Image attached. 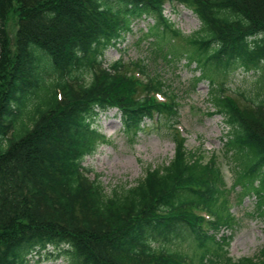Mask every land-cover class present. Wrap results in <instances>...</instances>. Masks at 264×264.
Returning a JSON list of instances; mask_svg holds the SVG:
<instances>
[{"label":"trees","instance_id":"obj_1","mask_svg":"<svg viewBox=\"0 0 264 264\" xmlns=\"http://www.w3.org/2000/svg\"><path fill=\"white\" fill-rule=\"evenodd\" d=\"M167 3L189 10L198 29H176ZM140 20L152 22L155 67L157 58H177L167 50L177 37L202 78L208 65L257 75L255 91L235 98L209 79L207 114L226 128L222 154L238 201L254 198L252 214L264 224V0H0V264H28L48 248L66 264H264V249L229 255L230 190L215 154L203 161L201 149L186 150L170 87L143 60L104 66V51ZM114 109L134 136L146 120L163 125L174 155L107 192L83 161L107 143L92 123ZM181 235L194 244L193 257L171 248Z\"/></svg>","mask_w":264,"mask_h":264},{"label":"rangeland","instance_id":"obj_2","mask_svg":"<svg viewBox=\"0 0 264 264\" xmlns=\"http://www.w3.org/2000/svg\"><path fill=\"white\" fill-rule=\"evenodd\" d=\"M174 10L168 3L165 5L164 13L171 19L176 29L185 35L198 29L199 22L189 10L182 6ZM149 23H152L151 20L131 22L129 25L131 31L125 34L118 44L104 51V66L120 58L125 62L143 60L152 70L151 74L157 75L170 87L173 91L170 96L175 95L177 98L179 122L177 130L186 139V150L201 149L203 161H207L211 154H215L226 188L230 190L229 212L236 217V225L233 228L229 255L236 260L254 257L264 249L263 219L252 214L254 198L238 201L237 192H240V188L238 186L234 188L236 185L232 164L222 154L226 128L220 116H210L207 112H213L209 100L212 90L209 79L216 87L222 85L226 95L235 98L237 97L235 93L238 91L246 93L255 91L257 75L233 65L226 68L208 65L211 69L209 68L206 77L202 78L196 62L187 60L188 46L177 37L171 39L167 49L170 50L169 52L174 51L177 58L172 62L157 58L155 67L152 65L154 55L151 53L153 47L151 41L154 39L151 37V32L146 34ZM8 26L9 32L13 33L15 27L10 22ZM169 38V35L165 39L161 38L164 41L158 40L159 44L155 43V45L163 46ZM156 69L157 71L153 72ZM134 76L141 81L140 76L137 74ZM153 97L159 103L165 102L160 94H154ZM152 122L150 124L146 120L144 130L134 136L132 132L124 131L121 114L115 109L100 113L92 123V127L106 138L107 143L101 145L92 156L84 159L83 166L91 171L88 173L89 178L93 179L98 175L105 190L110 192L119 187L134 185L144 176L148 167L166 165L173 158L174 143L163 125ZM225 233L229 235L230 231L225 230ZM154 243L158 245L160 239L154 240ZM169 244L181 254L190 257L196 255L194 244L184 235L171 240ZM48 249L41 254H33L29 257L28 264H66L63 258H55L51 254L52 249Z\"/></svg>","mask_w":264,"mask_h":264}]
</instances>
